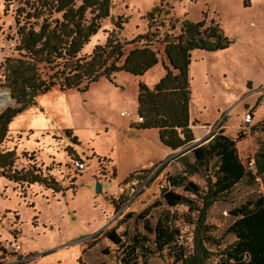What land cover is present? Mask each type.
<instances>
[{"label":"rangeland","instance_id":"rangeland-1","mask_svg":"<svg viewBox=\"0 0 264 264\" xmlns=\"http://www.w3.org/2000/svg\"><path fill=\"white\" fill-rule=\"evenodd\" d=\"M248 5L245 8L243 0H111L109 18L81 55H89L94 46L103 45L111 31L118 32L122 41L144 33L145 15L157 6L168 12L162 14L165 19L186 17L198 22L205 14L207 20L218 22L233 43L223 51L191 53V129L195 142L223 132L236 141L239 158L255 173L253 160L264 150V0H248ZM15 8L13 4L5 10L4 0H0V93L5 96L9 93L4 92L1 65L5 58L16 57L14 43L7 38L15 32ZM159 49V64L142 77L117 73L111 82L102 78L85 93L55 88L35 97L34 104L12 121L2 148L15 150L16 168L34 165L63 188L72 182L74 187L54 193L41 185L21 187L0 177V264H115L116 248L102 233L116 227L118 233L135 230L152 239L153 234L144 232L143 223L153 227L166 210L174 214L178 245L191 251L195 214L187 208L162 204L150 208L139 221L133 218L125 225L120 222L127 214L137 215L147 209L159 198L167 177L181 172L182 167L174 160L179 150H170L162 161L140 169L148 171L141 179L118 183V178H113L115 168L122 176L138 163L133 154L126 157L127 144L123 141L127 135L140 141L142 148L146 145L154 149L152 136L147 135L150 142L148 137L136 138L132 129L136 124L138 83L152 88L156 74L164 70L162 65L168 66L162 47ZM3 100L0 113L16 106L11 99ZM122 113L129 116L122 117ZM247 113L253 117L249 125L244 123ZM66 131H70L69 137ZM72 138L77 144L71 142ZM31 153L34 156L30 158ZM74 160L82 161L84 169L75 170ZM191 180L201 187L204 184L198 176ZM96 181L102 187L99 193L95 192ZM258 197H264V175L249 186H236L208 210L207 224L213 227L222 247L235 239L227 229L237 219L240 206ZM12 241L21 245L18 253L9 250ZM147 264H172V260L154 255Z\"/></svg>","mask_w":264,"mask_h":264},{"label":"trees","instance_id":"trees-1","mask_svg":"<svg viewBox=\"0 0 264 264\" xmlns=\"http://www.w3.org/2000/svg\"><path fill=\"white\" fill-rule=\"evenodd\" d=\"M13 4L16 5L15 32L7 38L14 43L16 57L5 58L1 67L3 86L16 106L0 113V177L21 187L41 185L54 193L73 189V182L63 188L54 177L44 176L34 165L16 168L15 150L2 148L10 124L34 104L35 97L55 88L85 93L102 78L111 82L117 73L142 77L159 64V47H162L168 66L162 65L165 74L152 88L138 83L137 116L142 121L134 124V128L158 130L164 147L171 151L183 150L174 157L182 170L167 177L159 198L147 209L137 215L127 214L120 222L125 225L133 218L139 221L150 208L162 204L167 208H187L195 214L192 249L187 252L178 245L174 214L167 210L156 218L153 227L143 223L144 232L153 234L152 239L135 230L118 233L116 227L103 232L102 237L116 248L115 264H147L154 255L172 260V264H264V197L240 206L237 219L227 229L235 239L225 247L214 237L213 227L207 224V212L215 203L222 201L236 186H249L264 175V150L255 155L254 173L239 158L236 141L219 131L195 142L190 127L191 53L228 49L233 42L219 23L207 20L205 14L198 22L186 17L165 19L162 17L165 11L157 6L145 15L144 33L122 41L118 32L111 31L103 45L94 46L89 55H81L101 29L102 22L109 18L111 0H4L5 10ZM243 6L249 7L248 0H243ZM116 27L122 30L121 25ZM65 134L69 137L70 131ZM71 142L77 144L76 138ZM68 154L75 156L69 150ZM33 156L34 153L29 155ZM146 172H133L123 183L141 179ZM193 176L203 180L202 187L191 180ZM175 190H181L182 194ZM112 204L116 210L113 201Z\"/></svg>","mask_w":264,"mask_h":264},{"label":"crops","instance_id":"crops-1","mask_svg":"<svg viewBox=\"0 0 264 264\" xmlns=\"http://www.w3.org/2000/svg\"><path fill=\"white\" fill-rule=\"evenodd\" d=\"M164 74H165V71L160 69V72L156 74L157 76H156V80L154 83L156 84L164 76ZM189 114H190V108H189ZM252 119H253V117H252ZM190 127H191V125H190ZM132 130L134 131V134L137 136L136 138L142 137L144 139L145 137H148L147 135L152 136L154 138L152 141V144H154L153 145L154 149L152 150L150 147H147L146 145H144V148H142V146L140 145V141L134 140L130 137V135H127V140L123 141L124 144H127V146H126L127 147L126 148L127 149L126 157L128 158L129 155L133 154V158L135 160H138L139 165H138V163L135 165H132V168H130L122 176H118L117 169L115 168V174L116 175H115L114 179L118 178L117 179L118 183L122 182L129 174L133 173L134 171L153 166L156 163H158L159 161H162L163 159H165L168 156V154H169L168 152L170 151L166 147L164 148L163 145L160 143L158 130H155V129L137 130L135 128H133ZM194 137H195V135H194ZM149 139H150L149 140V142H150L151 138H149ZM195 140H196V138H195Z\"/></svg>","mask_w":264,"mask_h":264},{"label":"built area","instance_id":"built-area-1","mask_svg":"<svg viewBox=\"0 0 264 264\" xmlns=\"http://www.w3.org/2000/svg\"><path fill=\"white\" fill-rule=\"evenodd\" d=\"M4 92H7V90L4 91ZM0 94H2V93H0ZM5 97H7L8 100H10V96L6 95ZM121 116L122 117H128L129 114L128 113H122ZM141 121H142V119L139 116H136V118L134 119L135 123H140ZM251 121H252V114L251 113H247L245 115V118H244V123L246 125H249L251 123ZM73 167H74L75 170H80L81 171V170L84 169V164L80 160H74L73 161ZM20 246L21 245L19 243H16L15 241H12L8 245L9 250L12 251V252H15V253H18V251H20V248H21Z\"/></svg>","mask_w":264,"mask_h":264},{"label":"water","instance_id":"water-1","mask_svg":"<svg viewBox=\"0 0 264 264\" xmlns=\"http://www.w3.org/2000/svg\"><path fill=\"white\" fill-rule=\"evenodd\" d=\"M10 99H11V98H10ZM11 100H12V99H11ZM181 152H183V150H179L177 154H179V153H181ZM101 189H102L101 184H100L98 181H96L95 192H96V193H99V192L101 191Z\"/></svg>","mask_w":264,"mask_h":264},{"label":"bare ground","instance_id":"bare-ground-1","mask_svg":"<svg viewBox=\"0 0 264 264\" xmlns=\"http://www.w3.org/2000/svg\"><path fill=\"white\" fill-rule=\"evenodd\" d=\"M227 87L229 88V85H227ZM1 98H4V100H5V101H6V100H8V98H7V97H5V95H4V94H0V99H1ZM4 100H3V101H4ZM3 103H4V102H3Z\"/></svg>","mask_w":264,"mask_h":264}]
</instances>
